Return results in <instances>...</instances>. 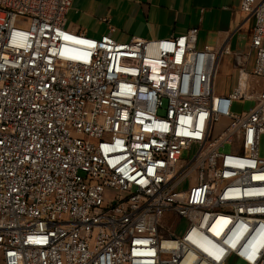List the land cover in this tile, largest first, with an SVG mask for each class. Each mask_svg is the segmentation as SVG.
<instances>
[{
    "label": "built area",
    "instance_id": "1",
    "mask_svg": "<svg viewBox=\"0 0 264 264\" xmlns=\"http://www.w3.org/2000/svg\"><path fill=\"white\" fill-rule=\"evenodd\" d=\"M74 2L0 0V264H264V0H241L255 64L224 94L228 46L89 37Z\"/></svg>",
    "mask_w": 264,
    "mask_h": 264
},
{
    "label": "crops",
    "instance_id": "2",
    "mask_svg": "<svg viewBox=\"0 0 264 264\" xmlns=\"http://www.w3.org/2000/svg\"><path fill=\"white\" fill-rule=\"evenodd\" d=\"M251 17L241 10V0H75L66 25L95 38L114 27L113 37L120 41L161 39L197 27L199 48L231 49L232 54L221 59L219 69L233 76L240 66L252 71L255 64L252 40L245 43L237 37ZM254 27L255 23L252 36Z\"/></svg>",
    "mask_w": 264,
    "mask_h": 264
},
{
    "label": "rangeland",
    "instance_id": "3",
    "mask_svg": "<svg viewBox=\"0 0 264 264\" xmlns=\"http://www.w3.org/2000/svg\"><path fill=\"white\" fill-rule=\"evenodd\" d=\"M254 23H255V18L254 16H252L248 24L246 25V28L238 32L237 34L238 39H240L242 42H245V43L249 40L251 41L252 40L251 30L253 28ZM17 25L23 28H27L29 27L30 22L29 21L27 22L19 21ZM89 37H92V36H89ZM238 81H239L238 70L233 74V76H228L227 74L224 73V70L218 69V74L216 76V93L224 94L225 91H228L230 90L231 87L236 86L238 84ZM253 106H254L253 100L239 99L233 102L231 110L234 113L241 114L243 112H248ZM198 150H199V146L194 145L190 149H186L183 151L182 158L190 162L196 156ZM232 150H233L232 143H227L222 148V152H231ZM259 154L262 158H264V134L261 136V139H260ZM194 176L195 174L192 177ZM186 186L187 184H185V188ZM187 224L188 223L184 218H181L172 212H168L164 214L160 222V228L163 233L172 231L174 233L181 234L184 231V229L187 227ZM164 258L169 259L171 258V256L165 255ZM228 264H244V263L240 262L235 257H232L228 261Z\"/></svg>",
    "mask_w": 264,
    "mask_h": 264
}]
</instances>
